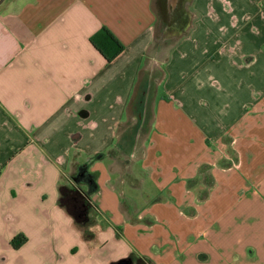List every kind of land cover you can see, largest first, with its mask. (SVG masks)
<instances>
[{"label": "crops", "instance_id": "obj_1", "mask_svg": "<svg viewBox=\"0 0 264 264\" xmlns=\"http://www.w3.org/2000/svg\"><path fill=\"white\" fill-rule=\"evenodd\" d=\"M248 3L192 0L165 51L154 0L0 5V264H264V0ZM103 26L125 46L111 62Z\"/></svg>", "mask_w": 264, "mask_h": 264}, {"label": "rangeland", "instance_id": "obj_2", "mask_svg": "<svg viewBox=\"0 0 264 264\" xmlns=\"http://www.w3.org/2000/svg\"><path fill=\"white\" fill-rule=\"evenodd\" d=\"M197 1V0H195ZM207 2L208 0H202ZM224 1V0H222ZM239 3H243L244 8L238 7L239 13L241 12L242 9L248 10V14L250 13H254L250 11V8H248V0H238ZM192 0H177V2L174 4L172 2V0H154V7H155V11H156V15H157V24H156V39L154 42V46L152 48V51L155 49V47H163V51H165V46L169 47L171 46L173 43H176V41L179 39L177 37H181V33L188 30L189 29V24H192V20H194V16H193V11H196V13L198 12L196 10V8L194 7V5L191 4ZM181 8L183 6V9L185 10V13L187 14V18L184 19L183 21H173L171 20L169 17L171 16V13L174 10V8L177 9V7ZM237 7V6H236ZM235 5H230V6H217L216 10H219V17L220 18H232V17H238V13L235 12L236 9ZM174 13V12H173ZM169 15V16H168ZM201 15V13H200ZM212 15V14H211ZM209 15V16H211ZM206 18V19H205ZM205 22L204 25L207 27H229L230 25L228 23H225V21H221L223 23L219 24V21H214L213 17H210V19L207 18V16L205 15ZM234 23L232 22V25ZM232 28V26H231ZM171 32H173V36L171 35ZM171 37L168 40H164L165 37ZM159 49V48H158ZM231 140H234V138H232ZM233 142L231 141V143L229 142L226 150L224 151L227 156H225V159H228L232 162V164H234L235 162H237L239 160V154L238 151L235 147H233L234 145H232ZM122 155L119 153V160L120 162L123 164V168H122V176L129 179V174L134 175L133 171L136 170V172H139L140 167L137 166V154L127 150L124 152H121ZM114 154V152H113ZM223 154V153H222ZM118 155V154H117ZM224 160V159H221ZM221 163L218 162L216 164V166H219V164ZM71 186H75V185H71ZM77 187V186H75ZM83 187L85 188V185H83ZM78 188V187H77ZM126 201L128 199H125ZM125 201V202H126ZM76 211L80 214H82V210L79 208H76ZM91 218V219H90ZM88 218V221L92 223L97 221V214H95V211H92V215L91 217ZM85 225L90 226V223H86ZM89 230V229H88Z\"/></svg>", "mask_w": 264, "mask_h": 264}, {"label": "trees", "instance_id": "obj_3", "mask_svg": "<svg viewBox=\"0 0 264 264\" xmlns=\"http://www.w3.org/2000/svg\"><path fill=\"white\" fill-rule=\"evenodd\" d=\"M92 42L95 44V46L105 55L108 62L113 61L125 48V46L116 38V36L106 27L103 26L99 32H97L92 38ZM61 192V198L60 202L63 206L67 207L70 211H74L77 215V219L80 223L88 221V216L81 217L80 213L76 211V203L77 199L79 201H82V197L85 193L80 188H77L75 186H71L69 184H62L60 187ZM77 199H74L76 198ZM91 205V204H90ZM79 205H77L78 207ZM90 207V206H89ZM79 209L83 210L82 207H79ZM91 219V218H90ZM84 224V223H83ZM80 224V225H83ZM92 233L90 231L85 232L86 237H91ZM27 236L23 233H20L13 237L11 240V245L14 248L21 247L26 241ZM112 264H118L117 262H113Z\"/></svg>", "mask_w": 264, "mask_h": 264}, {"label": "flooded vegetation", "instance_id": "obj_4", "mask_svg": "<svg viewBox=\"0 0 264 264\" xmlns=\"http://www.w3.org/2000/svg\"><path fill=\"white\" fill-rule=\"evenodd\" d=\"M174 10H175V11H173L174 13L172 12L171 16L169 17L171 20L177 22L179 20L183 21L184 19L187 18V14L185 13V10L183 9V6L181 8V5H180V8L177 7V9L174 8ZM74 199H77V197L74 198ZM128 259H129L130 263L133 264V259H131V258H128Z\"/></svg>", "mask_w": 264, "mask_h": 264}, {"label": "water", "instance_id": "obj_5", "mask_svg": "<svg viewBox=\"0 0 264 264\" xmlns=\"http://www.w3.org/2000/svg\"><path fill=\"white\" fill-rule=\"evenodd\" d=\"M5 0H0V5L4 2ZM172 2L175 4L177 0H172ZM118 264H131L128 258H123L118 261Z\"/></svg>", "mask_w": 264, "mask_h": 264}]
</instances>
